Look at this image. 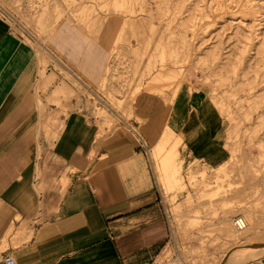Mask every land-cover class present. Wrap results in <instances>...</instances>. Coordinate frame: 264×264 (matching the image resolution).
I'll return each mask as SVG.
<instances>
[{"label": "rangeland", "instance_id": "rangeland-1", "mask_svg": "<svg viewBox=\"0 0 264 264\" xmlns=\"http://www.w3.org/2000/svg\"><path fill=\"white\" fill-rule=\"evenodd\" d=\"M0 18L62 75L82 78L109 127L128 123L150 143L168 237L149 264H234L232 249L264 246V0H0ZM187 91L213 107L196 149L164 130ZM162 133L169 149L154 158ZM207 144L216 153L196 157Z\"/></svg>", "mask_w": 264, "mask_h": 264}, {"label": "crops", "instance_id": "crops-1", "mask_svg": "<svg viewBox=\"0 0 264 264\" xmlns=\"http://www.w3.org/2000/svg\"><path fill=\"white\" fill-rule=\"evenodd\" d=\"M85 86L0 18V264L8 252L17 264H149L167 240L150 143L109 127ZM200 98L178 94L164 125L192 149L208 137ZM205 148L196 157L216 153Z\"/></svg>", "mask_w": 264, "mask_h": 264}, {"label": "bare ground", "instance_id": "bare-ground-1", "mask_svg": "<svg viewBox=\"0 0 264 264\" xmlns=\"http://www.w3.org/2000/svg\"><path fill=\"white\" fill-rule=\"evenodd\" d=\"M254 8L255 7H251V6H248V7H245V15H248L249 16V20L250 22H254L256 20V14L254 13ZM248 9V10H247ZM261 44V49L263 50L264 49V41H261L260 42ZM260 49V50H261ZM219 46H213L212 47V50L210 51L209 50V53L207 56H211L212 59L216 58V57H219V54L216 52V51H219ZM260 54V53H259ZM257 55H258V52H257ZM199 57H197L194 61V64H196L198 61H199ZM198 60V61H197ZM181 87V86H180ZM188 92V91H187ZM58 95V94H57ZM185 97V96H184ZM176 99V98H175ZM181 101V100H180ZM42 107V105H41ZM42 109V108H41ZM200 110V112L202 114H205L207 112H212L213 113V107L212 105L208 104V103H204V106H201L198 108ZM168 126V125H167ZM168 130L170 131L171 129L168 128ZM153 142V141H152ZM167 139L166 137L162 136L161 138H159L157 144H156V147L154 149V152H153V155H154V158H159V156H161L162 153H164L166 151V149L168 150L169 148H167L166 144H167ZM174 151V150H173ZM172 152V151H170ZM174 152L170 153V161L173 162L174 161ZM175 163V162H174ZM176 163H175V168H174V173L176 172ZM173 179L176 180V177L173 176ZM237 219H242L243 222L245 223V228L243 229H239L236 225V220ZM250 219L245 216V218L241 217V216H236L235 218H233L232 222H233V226L234 228L239 231V232H242V231H245V230H248L249 229V226H250ZM248 227V228H247ZM255 247H262L261 245L259 246H251V245H242V247H239V248H236L232 251L230 257H226V260L228 259V261L230 262L231 260H235V262H241L249 257H254V256H257L258 254L264 252V248L263 249H260V248H255ZM226 262V261H225Z\"/></svg>", "mask_w": 264, "mask_h": 264}, {"label": "built area", "instance_id": "built-area-1", "mask_svg": "<svg viewBox=\"0 0 264 264\" xmlns=\"http://www.w3.org/2000/svg\"><path fill=\"white\" fill-rule=\"evenodd\" d=\"M236 225L239 229H243L245 228V223L243 222L242 219H237L236 220ZM5 262L6 264H17L16 263V260H15V257H14V254L12 252H8L6 255H5Z\"/></svg>", "mask_w": 264, "mask_h": 264}]
</instances>
